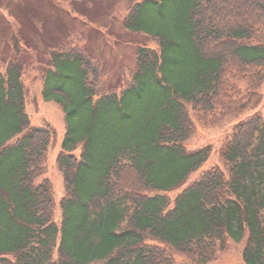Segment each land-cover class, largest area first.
Masks as SVG:
<instances>
[{
  "label": "trees",
  "instance_id": "1",
  "mask_svg": "<svg viewBox=\"0 0 264 264\" xmlns=\"http://www.w3.org/2000/svg\"><path fill=\"white\" fill-rule=\"evenodd\" d=\"M127 1L124 28L155 48L138 47L119 84L105 86L100 63L73 40L51 52L57 71L43 73L42 93L66 125L59 225L41 178L51 127L30 126L23 59L0 72V264H177L169 248L183 264H208L244 238L243 263L264 264V118L235 124L219 164L166 194L210 156L183 145L195 121L217 125L257 104L264 0Z\"/></svg>",
  "mask_w": 264,
  "mask_h": 264
},
{
  "label": "rangeland",
  "instance_id": "2",
  "mask_svg": "<svg viewBox=\"0 0 264 264\" xmlns=\"http://www.w3.org/2000/svg\"><path fill=\"white\" fill-rule=\"evenodd\" d=\"M127 7V0H0V72L4 73L10 57L23 59L21 84L24 111L30 126L51 127L41 178L49 180L53 200L52 218L57 225L61 220L59 201L63 197V186L55 159L61 149L66 125L63 110L54 99H48L42 93L45 86L43 73L44 70L57 71L49 62L51 52L60 44L73 40L100 63L105 86L119 84L121 72L134 68L137 48H155V43L144 31L131 32L124 28ZM169 8L168 3L163 10L169 11ZM172 20L179 25V19ZM59 71L63 76L68 72L63 67L58 68ZM62 75L55 81L57 85L66 83ZM239 88L243 90L244 84L239 83ZM257 115L264 118V81L257 104L244 112L217 125H202L195 121V132L183 145L187 151L209 146L210 156L189 173L179 186L166 193L170 199L202 172L219 164V148L230 137L234 125ZM80 149V145L77 146L75 153H79ZM244 243L245 238L240 242L230 240L227 248L208 264H244L241 258ZM169 250L177 264H183L180 256ZM92 264H101V261Z\"/></svg>",
  "mask_w": 264,
  "mask_h": 264
}]
</instances>
